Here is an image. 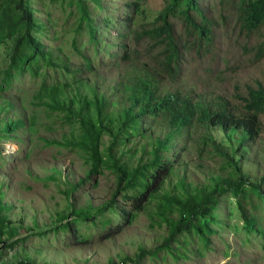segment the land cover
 Listing matches in <instances>:
<instances>
[{"label": "rangeland", "instance_id": "rangeland-1", "mask_svg": "<svg viewBox=\"0 0 264 264\" xmlns=\"http://www.w3.org/2000/svg\"><path fill=\"white\" fill-rule=\"evenodd\" d=\"M187 1L0 0V264H264L263 238L247 226L240 202L230 193L213 195L215 206L207 219L189 218L179 227L178 242L165 246L182 222L185 194L178 180L186 175L184 169L168 179L143 213H135L116 196V172L93 173L90 153L78 144L83 120L98 119L88 64L126 43L130 49L137 44L146 61L149 46L138 45L135 32L150 29L166 8L176 4L179 10ZM193 1L212 22L217 58L186 53L182 88L204 85L208 98L232 99L236 86L245 90L255 81L264 84V57L252 63L255 52L242 49L245 39L235 29L242 0ZM133 4L142 8L130 24L127 13ZM174 23L183 33L182 20L174 18ZM13 118L26 125L17 124L10 133L5 125ZM216 139L223 149L231 145L221 135ZM183 146L173 152H181L183 163L191 165L188 186L194 188L197 174L200 193L213 192L225 178L219 176L225 173V158L202 156L192 147L185 155L179 150ZM195 159L213 175L192 173ZM243 171L254 183L264 177V130ZM121 189L127 191L126 182ZM125 212L134 214L130 221Z\"/></svg>", "mask_w": 264, "mask_h": 264}, {"label": "trees", "instance_id": "trees-1", "mask_svg": "<svg viewBox=\"0 0 264 264\" xmlns=\"http://www.w3.org/2000/svg\"><path fill=\"white\" fill-rule=\"evenodd\" d=\"M175 7L176 4L166 8L150 29L135 32V42L149 46L146 61H142L143 53L137 44L130 49L126 43L112 53L106 51V57L97 58L95 65L88 64L87 69L92 74L88 81L95 95L92 109L96 110L98 119L97 122L83 120L84 131L78 144L90 153L93 173L106 169L116 172L119 183L116 196L124 199L135 213H143L150 201L159 197L168 179L171 176L174 179L178 171L184 169L186 175L179 178L178 183L185 200L181 203L180 198H173L181 204L182 222L171 237L173 242L169 244L165 240V246L178 242L174 239L179 227L189 218L207 219L215 206L213 195L230 193L240 202L247 226L262 236L264 248V177L254 183L243 171L250 150L264 130L261 118L264 84L255 81L245 90L236 86L232 99L220 95L208 98L204 85L198 90H184L182 85L186 78L182 66L186 53L194 52L199 58L210 54L214 61L217 42L212 22L198 4L188 0L185 8L177 10ZM130 8L127 16L132 24L142 6L133 4ZM236 16L235 29L239 37L245 39L242 49L247 53L254 51L252 63H260L264 57V0H242ZM174 18L182 20L183 33L176 31ZM26 19L29 31L30 18ZM111 64L116 70L109 66ZM17 124L26 125V121L7 119L5 130L11 133L18 128ZM219 135L231 141V145L223 149V144L216 139ZM138 138H141L140 143ZM131 143L138 144L131 146ZM177 145H184L179 150L185 155L192 147L202 156L207 153L225 158V173L219 175L225 178L213 192L200 193L202 187L197 174L193 177L194 188L188 186L186 179L191 165L183 163L181 152H173ZM190 163L192 173L197 170L213 175L199 160ZM124 182L126 192L121 189ZM192 192L197 196H192ZM124 215L129 221L134 216L130 212ZM190 225L187 224L188 231ZM19 264L34 263L22 261Z\"/></svg>", "mask_w": 264, "mask_h": 264}]
</instances>
